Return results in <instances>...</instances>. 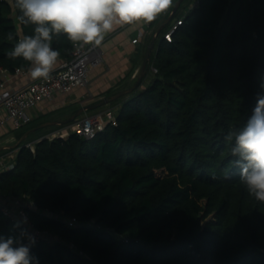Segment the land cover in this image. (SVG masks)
I'll return each mask as SVG.
<instances>
[{"label": "trees", "instance_id": "1", "mask_svg": "<svg viewBox=\"0 0 264 264\" xmlns=\"http://www.w3.org/2000/svg\"><path fill=\"white\" fill-rule=\"evenodd\" d=\"M184 1L141 84L112 101L113 120L93 138L39 136L34 151L24 139L0 171V235L19 231L3 206L32 204L39 264H264V204L224 141L251 114L264 77V0H192L178 14ZM18 15L14 0H0V65L10 72L30 66L8 55L33 34ZM76 45L53 36L62 60Z\"/></svg>", "mask_w": 264, "mask_h": 264}, {"label": "clouds", "instance_id": "2", "mask_svg": "<svg viewBox=\"0 0 264 264\" xmlns=\"http://www.w3.org/2000/svg\"><path fill=\"white\" fill-rule=\"evenodd\" d=\"M174 0H14L17 20L34 26L14 45L9 58L30 62L33 79H47L60 53L52 47L53 36L65 35L73 44L99 46L117 25L150 24L173 6ZM7 39L13 40L8 34ZM20 71V69H17ZM232 164L249 196L264 204V77L256 104L243 126H232L224 136ZM17 221L15 234L0 235V264H39L31 253L35 237Z\"/></svg>", "mask_w": 264, "mask_h": 264}, {"label": "crops", "instance_id": "3", "mask_svg": "<svg viewBox=\"0 0 264 264\" xmlns=\"http://www.w3.org/2000/svg\"><path fill=\"white\" fill-rule=\"evenodd\" d=\"M176 1L177 0H174L173 6L167 12L159 15L157 19L150 24L135 23L130 25L126 24L115 26L112 32L106 34V38L102 44L103 62L99 66L93 68L90 72V86L87 88L76 87L69 94H56L50 100L38 102L37 105L30 110L33 116V121L41 119L40 121L43 123L49 120H63L53 119L54 110L62 107L76 109L85 104L94 103L105 97L113 96L120 90L126 89L135 84L147 46L150 44L152 37L158 33L157 31L159 30L160 32L163 28L162 24L172 13ZM140 31L143 32V36L138 42H133V39L138 36ZM158 34L156 35V38ZM63 61L64 60L58 58L53 70L58 68ZM28 69H25L24 72L15 74L10 79L8 86L17 89L24 87L31 81L35 80L30 76ZM118 107V102H111L95 110L88 111H91L90 113H100L103 116L105 125L107 122L105 117L106 112L111 111L114 115V113L118 110ZM73 112L70 111L66 118L71 116ZM1 116L2 114H0V119ZM71 126L72 124L62 126L48 134H45V136L48 137L54 132H62L66 137L70 133ZM23 127L17 128L16 130H20ZM11 128L12 126L10 122H7L5 125H0V137L6 138L0 145V151H6V149L10 148L11 150H16L17 152L15 147L27 131L26 130L21 137L17 134L7 136ZM28 135H30V133ZM31 142L34 143L35 141ZM8 145L10 147H6Z\"/></svg>", "mask_w": 264, "mask_h": 264}, {"label": "built area", "instance_id": "4", "mask_svg": "<svg viewBox=\"0 0 264 264\" xmlns=\"http://www.w3.org/2000/svg\"><path fill=\"white\" fill-rule=\"evenodd\" d=\"M177 23H181V20H178ZM175 27L176 25L165 34L168 40H171V34ZM142 36L143 32L140 31L138 36L133 39V42H138ZM104 40L99 46L77 44L72 51V57L64 60L58 68L52 70L47 79H35L26 86L17 89L9 87V81L15 74L24 72V70L17 68L20 71L16 69L14 72H10L7 68L0 65V114H2L0 125L10 122L12 128H21L32 122L33 116L30 110L38 102L50 100L56 94H69L76 87H89L91 84V70L103 62L102 44ZM152 70L156 72L157 68L152 67ZM105 117L107 121L114 119L111 111L106 112ZM103 127L104 121L100 113H88L72 124L70 132H77L86 138H93ZM57 136L65 137V134L54 132L48 137L53 138ZM27 146L32 151L35 150L34 143H28ZM16 153V150L0 152V171L13 167ZM14 203L17 209L3 206V211L13 220L20 221L26 216L27 223L24 225L35 237V240H38L42 232L35 229V225L29 218L25 208L26 206H32V204L20 198L14 199ZM68 223L73 226L76 223V219L73 217Z\"/></svg>", "mask_w": 264, "mask_h": 264}, {"label": "water", "instance_id": "5", "mask_svg": "<svg viewBox=\"0 0 264 264\" xmlns=\"http://www.w3.org/2000/svg\"><path fill=\"white\" fill-rule=\"evenodd\" d=\"M183 0H177L174 7H173V10H172V13L170 14V16L167 18V20L162 24V27H164L168 22H170V20L172 19L173 15L175 14L176 10L178 9V7L180 6V4L182 3ZM159 33V30L157 31ZM157 33V34H158ZM155 34L152 39H151V42L150 44L147 46V49H146V52H145V55H144V58H143V61H142V64H141V68H140V71H139V74H138V78H137V81L135 82V84H133L132 86L126 88V89H123V90H120L118 93H116L115 95L113 96H110V97H105L97 102H94V103H90V104H85L83 106H80L79 108H77L75 110V112H73V114L71 116H69L68 118L66 119H63V120H49V121H46V122H43V123H40L30 129H28L24 136H22V138L18 141V144H20L22 142V140H24L26 138V136L35 131V130H38V129H41V128H44V127H47V126H51V125H63V124H66V123H70V122H74L76 121L83 113L87 112L88 110H95L97 108H100L104 105H107L109 103H111L112 101H114L115 99L119 98L120 96L128 93V92H131L132 90H134L136 87H138L140 84H141V81L147 71V65L151 59V55H152V52H153V48H154V43L156 41V35ZM17 144V145H18ZM6 147H10L9 145L6 146Z\"/></svg>", "mask_w": 264, "mask_h": 264}, {"label": "rangeland", "instance_id": "6", "mask_svg": "<svg viewBox=\"0 0 264 264\" xmlns=\"http://www.w3.org/2000/svg\"><path fill=\"white\" fill-rule=\"evenodd\" d=\"M190 1H192V0H185L183 2V4L181 5V7L179 8V13L178 14L184 13V11L188 8V4H189ZM72 109L73 108H64V107H62L60 109L54 110V112H53L54 118L53 119H65L67 117V115L69 114L70 111H72V112L74 111L75 112L76 109L75 108H74L75 110L74 109L72 110ZM90 112L91 111H87V112L83 113L81 115V117L84 116L87 113H90ZM101 118L103 119V116L102 115H101ZM40 120L41 119L36 120V121H33L29 125L23 127L20 130H16V129H12L11 128V130L9 131V133H8L7 136H10L12 134L19 135V132L21 133L22 130L28 128L29 126L34 125V124L35 125L36 124H39L40 123ZM57 128H60V127H58V125H51V126H47V127L41 128V129H39L37 131H33V132L30 133V135L28 137L25 138V141H35L37 139V137L43 136L45 134H48V133L52 132L53 130H55ZM5 139H6L5 137H2V138L0 137V145L2 144V142ZM10 150H11L10 148L6 149V152H9Z\"/></svg>", "mask_w": 264, "mask_h": 264}]
</instances>
